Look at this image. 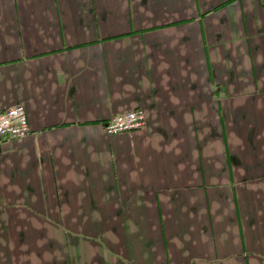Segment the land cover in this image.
Segmentation results:
<instances>
[{"label":"crops","instance_id":"crops-1","mask_svg":"<svg viewBox=\"0 0 264 264\" xmlns=\"http://www.w3.org/2000/svg\"><path fill=\"white\" fill-rule=\"evenodd\" d=\"M17 104L0 264H264V0H0Z\"/></svg>","mask_w":264,"mask_h":264},{"label":"built area","instance_id":"built-area-1","mask_svg":"<svg viewBox=\"0 0 264 264\" xmlns=\"http://www.w3.org/2000/svg\"><path fill=\"white\" fill-rule=\"evenodd\" d=\"M147 124V113L136 108L118 113L103 125L108 134L117 135L140 130ZM31 132L27 109L17 104L0 112V141L23 138Z\"/></svg>","mask_w":264,"mask_h":264}]
</instances>
